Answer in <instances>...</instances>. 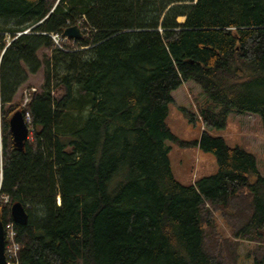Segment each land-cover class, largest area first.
Instances as JSON below:
<instances>
[{"label": "trees", "instance_id": "obj_1", "mask_svg": "<svg viewBox=\"0 0 264 264\" xmlns=\"http://www.w3.org/2000/svg\"><path fill=\"white\" fill-rule=\"evenodd\" d=\"M78 24L90 36L60 49L51 34ZM7 35L0 223L23 205L20 264H239L242 241L264 264L255 155L205 130L195 144L218 173L184 186L167 143L191 142L166 121L191 81L209 99L206 128L225 127L232 111L264 124V0H0V41ZM42 68V89L21 107L19 90ZM19 110L31 116L23 151L9 131Z\"/></svg>", "mask_w": 264, "mask_h": 264}, {"label": "rangeland", "instance_id": "obj_2", "mask_svg": "<svg viewBox=\"0 0 264 264\" xmlns=\"http://www.w3.org/2000/svg\"><path fill=\"white\" fill-rule=\"evenodd\" d=\"M25 32L29 33V30ZM5 41L10 43L11 38L9 35L3 41H0V46ZM44 54H49V52L45 50L39 52L40 57ZM44 82L43 68L37 74L30 76L29 81L19 90L16 97L17 102H22L21 107H23L26 97L30 99L31 94L34 92L33 89H36V91L41 90ZM54 93L56 96L60 94L57 90ZM175 93L180 101L176 100L169 104L166 121L172 132L180 140L191 142V145L186 147L180 146L178 143H167L171 147L169 157L172 172L179 183L190 186L202 178L218 173V163L215 155L203 151L199 145L195 144L201 140L202 133L205 130L212 136L224 138L229 147H240L255 155L258 172L260 176L264 177V124L260 116L232 111L228 114L225 127L206 128L200 119V109L207 105L209 99L202 89L194 82L189 81L184 83ZM31 136L30 131L29 137L31 138ZM2 142L3 131L2 120H0V152ZM58 201L60 202V199ZM254 246V242H241L238 249L239 264H253V261L249 258V251Z\"/></svg>", "mask_w": 264, "mask_h": 264}, {"label": "water", "instance_id": "obj_3", "mask_svg": "<svg viewBox=\"0 0 264 264\" xmlns=\"http://www.w3.org/2000/svg\"><path fill=\"white\" fill-rule=\"evenodd\" d=\"M196 3V2H195ZM184 22L180 23H185ZM28 32L20 33L18 36L26 35ZM64 35L72 39H81L82 33L78 26H72L65 30ZM6 49H4L1 58ZM9 131L12 137L13 145L19 151L25 149V144L29 139L30 129L25 122L24 114L22 111L15 112L9 120ZM60 199V198H59ZM61 202V199H60ZM11 216L15 223L24 224L28 220V215L21 203H15L11 207ZM0 264H6V255H5V233L4 225L0 223Z\"/></svg>", "mask_w": 264, "mask_h": 264}, {"label": "built area", "instance_id": "obj_4", "mask_svg": "<svg viewBox=\"0 0 264 264\" xmlns=\"http://www.w3.org/2000/svg\"><path fill=\"white\" fill-rule=\"evenodd\" d=\"M80 28V31L82 33V38L83 37H89L90 36V32L92 31L91 28L88 27H84L81 28V24L77 25ZM51 37L53 39V41L55 42V44L62 50H66L64 48V43H66L67 41H69V38L66 37L64 34H51ZM74 42H76L77 40L73 39ZM33 91H36V89H33ZM29 102V98L26 97L24 100V104L23 107H25L27 105V103ZM24 118L26 119V121L28 123H30L31 120V116L28 112H26ZM30 131H31V126H28ZM1 180H2V174L0 173V190H1ZM2 199L5 201V203H8L9 198L8 196H2ZM15 222H9L4 226V233H5V254H6V264H20L19 261V252L21 249L20 244L17 242L16 240V227H15Z\"/></svg>", "mask_w": 264, "mask_h": 264}, {"label": "bare ground", "instance_id": "obj_5", "mask_svg": "<svg viewBox=\"0 0 264 264\" xmlns=\"http://www.w3.org/2000/svg\"><path fill=\"white\" fill-rule=\"evenodd\" d=\"M180 22L182 21V22H184V20H185V18H183V17H180L179 19H178ZM69 38V37H68ZM70 40H72L73 41V39L72 38H69V41ZM75 40V39H74ZM69 41H67L66 43H68ZM25 122L27 123V125L29 126V123L26 121V119H25ZM0 173L2 174V167L0 166ZM2 177H3V175H2ZM16 232H17V230H16ZM16 240H17V242H18V233L16 234ZM19 243V242H18ZM20 244V243H19ZM6 255V254H5Z\"/></svg>", "mask_w": 264, "mask_h": 264}, {"label": "crops", "instance_id": "obj_6", "mask_svg": "<svg viewBox=\"0 0 264 264\" xmlns=\"http://www.w3.org/2000/svg\"><path fill=\"white\" fill-rule=\"evenodd\" d=\"M178 91V90H177ZM173 98H174V102L176 101V100H179L180 101V98L177 96V94L174 92L173 93Z\"/></svg>", "mask_w": 264, "mask_h": 264}]
</instances>
